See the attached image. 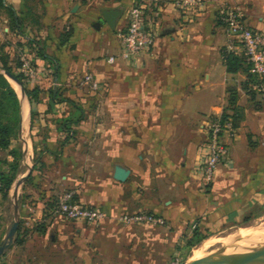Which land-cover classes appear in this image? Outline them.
I'll return each mask as SVG.
<instances>
[{"label": "crops", "instance_id": "1", "mask_svg": "<svg viewBox=\"0 0 264 264\" xmlns=\"http://www.w3.org/2000/svg\"><path fill=\"white\" fill-rule=\"evenodd\" d=\"M136 1L7 0L23 19L22 33L16 32L18 45L35 58L43 77L39 85L30 84L32 89L49 87L54 76L53 85L78 100L94 90L79 84L88 73L99 88L96 115L77 124V138L66 139L63 130L48 127L52 120L45 111L47 100L38 106L41 115L35 127L38 132L44 129L34 138L44 140L46 147L40 173L45 180L34 183V202L28 206L35 221L47 216L61 187L75 191L78 201L107 211V222L126 212H145L175 228L191 223L211 230L264 204V183L256 170L264 166L243 164L240 157L248 153L250 138L264 142V82L250 79L253 72L245 61L236 72L228 70V39L216 11L223 4L238 6L246 24L264 33V0H206V10L199 15L164 1L148 14L158 33L153 52L139 63L121 58L109 63L120 53L118 32L128 26ZM112 10L122 11L116 29L105 22L96 27L103 13ZM30 41L39 43L50 59L39 57ZM18 95L22 139L26 149L34 150L32 139L23 137L31 125L32 107L22 92ZM86 102L81 98L80 106L92 104ZM51 106L66 111L70 104ZM237 111L241 120L238 137L230 143L231 162L218 168L215 181L204 191L197 166L206 120ZM121 170L128 171L125 180L117 178ZM75 225L82 233L85 225Z\"/></svg>", "mask_w": 264, "mask_h": 264}, {"label": "rangeland", "instance_id": "2", "mask_svg": "<svg viewBox=\"0 0 264 264\" xmlns=\"http://www.w3.org/2000/svg\"><path fill=\"white\" fill-rule=\"evenodd\" d=\"M5 21H7V23ZM6 27H8V29H6ZM5 29L7 30L6 32H4ZM16 34V31L10 28V20L6 12L1 10L0 42L6 45L5 53L10 55L9 65L16 68L15 70L18 73L23 74L22 57H30L32 64L38 69V66L35 64V58L29 52H25L24 49H21L22 46L18 45L19 42L17 41ZM0 73L5 75L11 84L12 81H10L7 72L0 70ZM41 75L42 74H40V78L36 81L29 80L24 75L28 82L29 89H32L30 84H40L43 78ZM53 81L54 76L50 79L51 84H49V87L46 86V88L41 89L40 86H38L41 91L40 100L39 102H35L33 106L30 103L32 110L35 112V123L41 115L38 106L45 100L48 101L49 105L45 110L46 114L49 115L52 120L51 125H48V127L52 126L59 131L62 130V123L67 119L74 120L78 117H83L85 119L90 115H96L97 109L95 103L99 99V88L88 91L85 97H78V100H73L77 104L76 107L70 104L69 109L66 111H54L49 103L51 101V93L59 89L60 93L58 100L68 97L64 96V92L62 91L63 87L54 86ZM79 84L81 85V81ZM81 86L86 87L87 85ZM18 93L21 95L20 91H18ZM25 96L30 102L26 94ZM18 98L21 107L19 95ZM81 98H85L87 102H91L92 104L87 106V108L80 106ZM35 123L33 128L30 125V128L26 129L23 134L24 139L28 141L32 139L34 142V150H32V148L29 150L28 148L26 149L25 142L22 139L21 121L19 134L11 140L9 149L0 151V161L6 159L10 163H14L13 157L8 156L10 151L17 149L22 153L19 172L11 187L9 199L5 200L0 193V246L5 243L6 237L14 223V204L16 202L21 211V221L19 225V227L21 226V234L17 236L16 233L10 247L0 256V264H189L190 258H192L193 255L192 252L200 248L212 237L219 238L223 236L222 238H225L230 235H236L241 228L264 227L263 204L251 210L247 216L227 222L226 224L213 225L211 230L209 228L201 230L199 226L196 225L194 227L191 223L187 225L183 224L180 228H175L168 226L166 221L164 225L154 227L127 225L120 222L117 217L108 222L107 219L100 226L89 225L82 222L85 225V227L83 226L84 230L82 233H77L76 229L78 226L75 225L77 222L70 221L57 212V203L59 199L64 193L71 191L70 189L66 190L62 187V189H57L58 191L53 201L50 203L47 216L42 220L35 221L32 218V214L28 213V206H32L34 202V194L32 191L35 187L34 183H41L45 180L41 174L44 173L42 171L44 166L42 152L46 147L44 145V140L35 142V135L42 132L44 129L40 127L41 129L38 132ZM76 126L77 125H70L73 133L65 132L66 139L67 137H71L70 135L77 138L79 130ZM65 142H68V140H65ZM248 143V153L240 156L243 160V164L257 163L264 166V142L250 138ZM0 168L6 169L1 163ZM56 168L64 170V168L61 167ZM34 170L37 171V176H33ZM256 170H258V175L260 179H262V183H264V168L261 167ZM8 171L9 173L12 172L10 168H8ZM63 172L68 175V170ZM30 174H32V178L28 181L27 179ZM37 186H39V184H37ZM16 191H18V198H15ZM196 229H199V235L206 236V239L203 240L204 242L201 241L192 246L191 243H197L198 240L195 235ZM18 240L20 242H18ZM213 249L221 250L223 249V245L217 244L211 251Z\"/></svg>", "mask_w": 264, "mask_h": 264}, {"label": "built area", "instance_id": "3", "mask_svg": "<svg viewBox=\"0 0 264 264\" xmlns=\"http://www.w3.org/2000/svg\"><path fill=\"white\" fill-rule=\"evenodd\" d=\"M164 1L185 13L199 15L206 10V0H137L130 9L128 26L118 32L120 53L111 56L109 63L121 58L126 62L139 63L144 55L154 50L157 29L149 18V12L154 11ZM217 19L221 23L227 36V53H241L251 65V71L260 82L264 80V33L248 26L244 21L243 10L232 4L217 7ZM23 74L27 79L36 81L41 71L32 64L30 57H22ZM81 85L98 88V81L92 73H88ZM204 131L206 140L201 147V158L197 166V174L204 190H207L216 179L218 168L231 162V142L238 137V128L232 116L225 114L212 116L206 120ZM57 212L66 219L74 222H84L89 225L100 226L109 215L101 207L88 206L78 201L76 192L71 190L62 195L57 203ZM118 220L127 225L160 226L165 219L159 215L139 212L123 213Z\"/></svg>", "mask_w": 264, "mask_h": 264}, {"label": "trees", "instance_id": "4", "mask_svg": "<svg viewBox=\"0 0 264 264\" xmlns=\"http://www.w3.org/2000/svg\"><path fill=\"white\" fill-rule=\"evenodd\" d=\"M4 10L10 20V28L17 33H22L23 30V19L18 15L16 10L7 4V0H0V11ZM31 44L35 46L37 49V54L39 57L43 59H50L46 54L43 48L39 45V43L30 41ZM6 45L0 42V70L10 73L12 76L17 78L19 82L22 84L25 94L30 100L32 106L35 102H39L41 91L38 87L33 89H29L28 82L26 81L23 74L18 73L12 66H10V55L5 53ZM227 67L230 72H236L240 68L241 62H246L249 66V70H251V65L246 60V57L242 55L241 57L234 53H227ZM19 65V64H18ZM17 65V66H18ZM250 79L256 83L258 82V78L255 74H250ZM59 89L53 91L50 96V103L52 102H66L76 107V103L72 99L64 98L58 100ZM231 94L234 96L235 93L231 91ZM0 151L8 150L11 145V140L19 134V130L21 128V107L18 95L10 84L8 79L0 73ZM234 99H232L233 103ZM225 116H231L229 114H225ZM235 126L239 128L241 115L237 111L233 116ZM84 118L78 117L77 119L70 120L67 119L62 123V130L66 133H73V130L70 128V125H77ZM35 123V112L32 110V118H31V126L34 127ZM73 136V135H70ZM71 138V137H69ZM8 156H12L14 159V163H10L8 160L4 159V161H0L2 165L6 169L0 168V193L2 194L5 200H8L10 197V190L17 178V174L19 172L20 161L22 159V153H20L17 149L10 151ZM8 168L11 169V173H9ZM32 174L28 176V181L31 180ZM199 229H196L195 235L198 240L197 243H191L192 246L200 243L201 241L206 239V236L199 235ZM21 234V226L18 228L17 236ZM18 242H20L18 240Z\"/></svg>", "mask_w": 264, "mask_h": 264}, {"label": "bare ground", "instance_id": "5", "mask_svg": "<svg viewBox=\"0 0 264 264\" xmlns=\"http://www.w3.org/2000/svg\"><path fill=\"white\" fill-rule=\"evenodd\" d=\"M10 81H12L11 83L16 91L18 90L21 93V85L11 78ZM222 237H212L202 246L200 245V248L192 252L193 255L192 258H190L191 260L189 261V264L209 263L219 257L241 255L248 252L264 253V227L241 228L236 235H230L225 238ZM217 244L223 245L224 254L221 256L219 253L222 249H213L214 251H211V249Z\"/></svg>", "mask_w": 264, "mask_h": 264}, {"label": "water", "instance_id": "6", "mask_svg": "<svg viewBox=\"0 0 264 264\" xmlns=\"http://www.w3.org/2000/svg\"><path fill=\"white\" fill-rule=\"evenodd\" d=\"M122 11L120 10H112V11H106L103 13V17L100 19V21L96 24V27L100 28L101 24L103 22L107 23L108 26L115 30L117 26V21L121 17ZM11 79L16 81L18 84L21 85L22 93L25 95V90L22 86V84L19 82L17 78L12 76L11 74L7 73ZM27 147V143H25ZM128 176V171L121 170L117 178L119 180H125ZM25 179V178H24ZM15 198H18V191L15 193ZM15 207V217H14V223L6 237L5 243H3L0 246V256L4 254L6 249H8L13 242L15 235L18 231L20 221H21V211L18 203L16 202L14 204ZM224 254V249L221 250L219 255L221 256ZM197 264H264V253L260 252H248L241 255H231V256H225V257H219L216 260H213L209 263H197Z\"/></svg>", "mask_w": 264, "mask_h": 264}]
</instances>
